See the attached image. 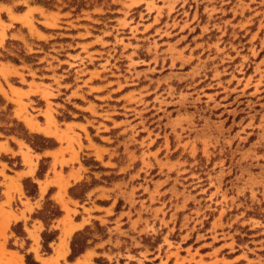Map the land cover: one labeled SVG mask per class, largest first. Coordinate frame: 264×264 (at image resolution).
Instances as JSON below:
<instances>
[{
  "label": "rangeland",
  "instance_id": "rangeland-1",
  "mask_svg": "<svg viewBox=\"0 0 264 264\" xmlns=\"http://www.w3.org/2000/svg\"><path fill=\"white\" fill-rule=\"evenodd\" d=\"M0 99V264H264V0H0Z\"/></svg>",
  "mask_w": 264,
  "mask_h": 264
},
{
  "label": "crops",
  "instance_id": "crops-1",
  "mask_svg": "<svg viewBox=\"0 0 264 264\" xmlns=\"http://www.w3.org/2000/svg\"><path fill=\"white\" fill-rule=\"evenodd\" d=\"M40 156L43 155L40 154ZM6 158L8 159L17 158L21 168H16L13 169L12 172H8L9 164L6 162L5 160ZM24 158H26L27 160L30 159L32 160V162H34V157L29 153H26V149L22 147V145L19 143V140L17 138H14L12 136H5V135H3L0 138V215H2V217L10 216V211H11L16 216V219H14V221L12 222L19 221L22 215H24V217L27 216L28 211H24L25 209L24 206L22 205L23 203L29 202V204H33L37 200V197L35 198L28 197L23 192V188L21 184V180L23 178H29L35 183L36 181H38L35 180L33 177L34 169L29 171L27 166H23ZM21 196L24 197L21 199ZM18 198H20L21 205L17 208L16 211H14L12 208V201L15 200L16 203V200H18ZM37 223H41V222L37 219H30V222L25 224L24 234H25V239L26 240L28 239V245H31L29 232L32 231L33 226L36 228L38 227ZM0 251L4 252L5 257H15L14 255L15 250L8 249L2 246L1 241H0Z\"/></svg>",
  "mask_w": 264,
  "mask_h": 264
},
{
  "label": "trees",
  "instance_id": "trees-1",
  "mask_svg": "<svg viewBox=\"0 0 264 264\" xmlns=\"http://www.w3.org/2000/svg\"><path fill=\"white\" fill-rule=\"evenodd\" d=\"M0 103H4V101L2 99H0ZM10 108V106H8V109ZM43 144L39 145L36 147V145L34 144H30V146L37 151H41L43 149H47L49 148L48 146V140L41 138ZM40 176V175H38ZM26 192L29 196H33V194L31 192L28 191V189L26 188ZM48 202H50V200L47 198ZM52 204V203H51ZM62 215V212L60 211V209L58 208V206L54 205L53 210L51 211V219H55L58 218ZM42 221H44V219H42ZM96 228L98 230H100L101 228L98 226V224L96 223ZM91 231L89 230V228H85L82 231H78L76 232L72 239H71V243H70V254L67 257V260L69 262L74 261L75 258H77L80 254H82L87 248L90 247L91 244H88V239H90V237L88 236V234ZM42 247L44 249V251L46 253H50V248L48 247V244L53 241L56 237V234H53L51 236H47L46 232H43L42 235ZM96 263L100 264V262H102L101 264H107L106 261H103L102 259L100 260H95ZM25 263L26 264H38L37 262H35L32 257L30 255H26L25 256Z\"/></svg>",
  "mask_w": 264,
  "mask_h": 264
},
{
  "label": "bare ground",
  "instance_id": "bare-ground-1",
  "mask_svg": "<svg viewBox=\"0 0 264 264\" xmlns=\"http://www.w3.org/2000/svg\"><path fill=\"white\" fill-rule=\"evenodd\" d=\"M67 235H70L69 231H67ZM62 246H63V244H62Z\"/></svg>",
  "mask_w": 264,
  "mask_h": 264
}]
</instances>
